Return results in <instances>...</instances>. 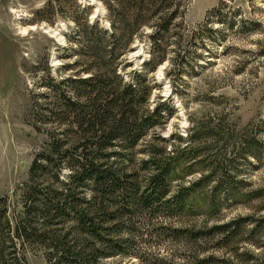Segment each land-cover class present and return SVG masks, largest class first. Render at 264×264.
<instances>
[{
	"label": "trees",
	"instance_id": "trees-1",
	"mask_svg": "<svg viewBox=\"0 0 264 264\" xmlns=\"http://www.w3.org/2000/svg\"><path fill=\"white\" fill-rule=\"evenodd\" d=\"M102 3L108 29L89 23V9L77 5L86 16L83 23L73 17V36L80 33L77 54L85 60L66 64L72 69L66 77L49 78L56 105L52 119L64 124L62 132H54L34 153L20 208L0 197V264H26L25 249L34 246L43 249L44 264H107L116 255L142 261L148 256V264H235L207 244L213 236L216 244H228L243 218L200 227L179 224L199 214L217 217L220 191L236 204L257 196L229 181H213L210 174L185 182L200 163L196 154L203 129L195 125L185 135L163 137L160 144L149 139L139 151L145 156L134 161L135 147L164 127L173 110L165 102L150 105L151 85L142 71L124 77L122 56L148 26L149 57L143 67L154 71L167 58V33L182 25L176 19L180 6L174 0ZM210 165L219 168V160ZM199 195L203 205L196 201ZM263 229L255 223L250 232ZM167 240L190 246L176 259L173 250L161 252L159 245ZM149 241L158 247H148ZM253 264H264V256Z\"/></svg>",
	"mask_w": 264,
	"mask_h": 264
},
{
	"label": "rangeland",
	"instance_id": "rangeland-1",
	"mask_svg": "<svg viewBox=\"0 0 264 264\" xmlns=\"http://www.w3.org/2000/svg\"><path fill=\"white\" fill-rule=\"evenodd\" d=\"M47 1L0 0V197L18 209L34 153L64 128L52 119L56 105L49 78L66 77L72 73L66 64L86 57L77 54L83 45L80 33L73 36L77 27L73 17L83 23L86 16L77 5L89 9V23L109 27L102 0L59 4L55 0L51 7ZM174 1L180 6L176 19L182 25L166 35L164 62L154 71L143 67L149 57L148 26L122 56L124 77L142 71L141 77L151 85L150 105L165 102L173 110L164 127L148 133L135 147L134 161L137 164L145 156L139 151L149 139L160 144L163 137L185 135L200 126L204 131L196 154L200 163L185 182L210 174L213 181H229L236 190L257 196L236 204L220 191L217 217L207 220L199 214L179 224L200 227L243 218L232 241L216 244L213 236L207 245L232 263L253 264L264 256V229L250 232L255 223L264 225V0ZM38 10L42 14H36ZM217 160L220 166L213 169L210 163ZM196 201L203 205L204 196ZM155 245L149 241L148 247ZM188 246L182 240L159 245L164 255L173 250L176 259ZM25 250L26 264H44L43 249ZM145 258L116 255L106 262L150 263L151 258Z\"/></svg>",
	"mask_w": 264,
	"mask_h": 264
}]
</instances>
